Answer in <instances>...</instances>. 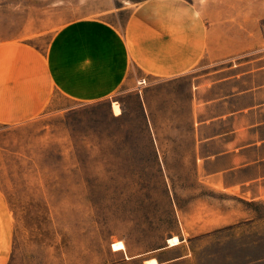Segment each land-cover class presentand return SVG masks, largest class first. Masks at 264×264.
Here are the masks:
<instances>
[{
	"label": "rangeland",
	"instance_id": "1",
	"mask_svg": "<svg viewBox=\"0 0 264 264\" xmlns=\"http://www.w3.org/2000/svg\"><path fill=\"white\" fill-rule=\"evenodd\" d=\"M192 1L241 52L175 79L121 84L112 57L83 63L109 97L58 96L31 120L0 124V264H264V0ZM128 11L111 0H0V25H124ZM218 68L225 85L217 74L207 85ZM234 84L235 164L221 153L218 103L209 112L197 96ZM172 236L179 243L168 246Z\"/></svg>",
	"mask_w": 264,
	"mask_h": 264
},
{
	"label": "crops",
	"instance_id": "2",
	"mask_svg": "<svg viewBox=\"0 0 264 264\" xmlns=\"http://www.w3.org/2000/svg\"><path fill=\"white\" fill-rule=\"evenodd\" d=\"M111 2L129 10L124 25H0V124L31 120L49 110L58 96L77 102L109 97L97 70L86 65L83 72V63L97 65L112 57L110 71L121 84L128 77L136 82L144 80L140 77L175 79L203 62L210 66L242 51L241 43L227 44L225 29L210 18L208 5L192 0H141L132 7ZM225 69L208 72L207 85L217 74L216 85L224 86ZM235 85L226 92L217 88L216 99L214 85L197 92L209 112L218 103L221 153L234 164L243 147V111L235 101L241 88ZM256 106L255 100L249 108Z\"/></svg>",
	"mask_w": 264,
	"mask_h": 264
},
{
	"label": "bare ground",
	"instance_id": "3",
	"mask_svg": "<svg viewBox=\"0 0 264 264\" xmlns=\"http://www.w3.org/2000/svg\"><path fill=\"white\" fill-rule=\"evenodd\" d=\"M112 111L114 115H118L120 113V108L117 104V102L112 103ZM179 243V240L176 236H172L168 238L167 245L168 246H175ZM144 264H157V260L155 258H150L144 261Z\"/></svg>",
	"mask_w": 264,
	"mask_h": 264
},
{
	"label": "snow or ice",
	"instance_id": "4",
	"mask_svg": "<svg viewBox=\"0 0 264 264\" xmlns=\"http://www.w3.org/2000/svg\"><path fill=\"white\" fill-rule=\"evenodd\" d=\"M116 247H122V245H114V248H116Z\"/></svg>",
	"mask_w": 264,
	"mask_h": 264
}]
</instances>
